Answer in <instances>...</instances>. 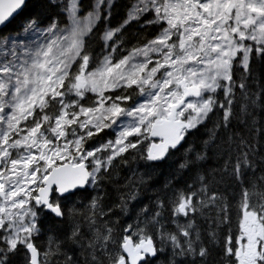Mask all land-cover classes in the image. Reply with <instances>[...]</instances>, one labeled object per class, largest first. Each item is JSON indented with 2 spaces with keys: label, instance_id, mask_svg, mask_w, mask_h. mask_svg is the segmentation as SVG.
Returning a JSON list of instances; mask_svg holds the SVG:
<instances>
[{
  "label": "snow or ice",
  "instance_id": "obj_1",
  "mask_svg": "<svg viewBox=\"0 0 264 264\" xmlns=\"http://www.w3.org/2000/svg\"><path fill=\"white\" fill-rule=\"evenodd\" d=\"M0 264H264V0H0Z\"/></svg>",
  "mask_w": 264,
  "mask_h": 264
}]
</instances>
